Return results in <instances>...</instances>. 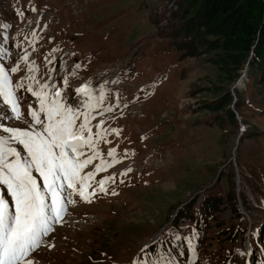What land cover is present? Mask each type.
I'll list each match as a JSON object with an SVG mask.
<instances>
[{
  "label": "rangeland",
  "instance_id": "1",
  "mask_svg": "<svg viewBox=\"0 0 264 264\" xmlns=\"http://www.w3.org/2000/svg\"><path fill=\"white\" fill-rule=\"evenodd\" d=\"M206 1L0 0V68L22 109L41 116L27 91L39 79L47 100L57 90L71 100L77 125L96 111L94 132L115 147L107 188L89 195L90 180L102 179L92 172L103 171L90 163L80 168L92 174L87 199L77 204L64 186L70 223L35 264H264V96L249 74L258 41L242 50L228 29L227 39L216 35L222 18L209 23L213 48L178 35ZM5 106L0 97V137L23 161L28 153L3 128L29 129ZM0 197L11 198L4 184ZM207 199L222 201L212 208Z\"/></svg>",
  "mask_w": 264,
  "mask_h": 264
},
{
  "label": "snow or ice",
  "instance_id": "2",
  "mask_svg": "<svg viewBox=\"0 0 264 264\" xmlns=\"http://www.w3.org/2000/svg\"><path fill=\"white\" fill-rule=\"evenodd\" d=\"M11 71L16 72L17 69L13 67ZM16 87L20 88L21 85ZM27 91L37 97L44 119L41 120L36 112H29L32 122L41 126L39 132L18 127L3 128L9 134L8 140L22 145L30 160L22 161L19 153L14 148L5 147L6 141L0 137V184L7 186L14 205V211H9L8 201L0 197V264H35L27 257L41 243L42 236L51 231L50 221L60 222L61 214L65 211L62 195L64 186L76 192L75 185L79 184V196L87 199V182L92 174L81 176L79 170L95 159V156L86 160L77 159L81 154L80 149L85 145L94 147L88 129L90 113L85 112L83 121L77 125V116L80 114L72 107L60 103L59 90L51 101L47 100L46 92H36L31 87ZM76 91L84 92L91 99L85 85ZM0 97L5 105L10 106L14 116L21 118L18 97L3 68H0ZM86 132L89 133L87 136ZM113 154L114 149H109V155ZM33 167L43 178L44 191L39 190L31 174ZM103 183L100 181L101 191L104 190ZM94 193L95 189L89 195ZM67 203L73 201L68 199Z\"/></svg>",
  "mask_w": 264,
  "mask_h": 264
},
{
  "label": "trees",
  "instance_id": "3",
  "mask_svg": "<svg viewBox=\"0 0 264 264\" xmlns=\"http://www.w3.org/2000/svg\"><path fill=\"white\" fill-rule=\"evenodd\" d=\"M196 21L187 23L178 29V35L183 34L189 37L192 45H201L205 50L213 44V40H207L206 35L210 34L209 23H216L222 18L224 25L222 30L217 32L227 39L225 29L230 35H234L243 44L242 50H248L251 42L257 40L253 59L250 64L249 74L252 76V86L260 98L264 96V1L263 0H207L199 9ZM205 18H207L205 20ZM224 31V34L221 33ZM257 38V39H256ZM219 45H216L218 47ZM233 117V113H231ZM222 200H209L205 206L215 208ZM228 201L236 207L233 192L228 195ZM210 209V208H209Z\"/></svg>",
  "mask_w": 264,
  "mask_h": 264
},
{
  "label": "bare ground",
  "instance_id": "4",
  "mask_svg": "<svg viewBox=\"0 0 264 264\" xmlns=\"http://www.w3.org/2000/svg\"><path fill=\"white\" fill-rule=\"evenodd\" d=\"M82 150L85 152L84 148H83ZM95 161H97V157H95V159H93V162H95ZM106 165H107V166L112 165V160H111V161H107V162H106ZM82 172H83V176H85V175L88 174V172L86 171V169L83 170ZM35 175L38 176L37 173H35Z\"/></svg>",
  "mask_w": 264,
  "mask_h": 264
}]
</instances>
